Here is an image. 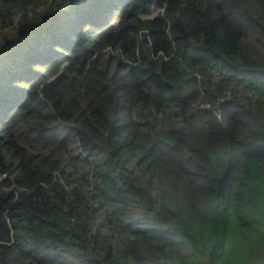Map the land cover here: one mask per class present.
Wrapping results in <instances>:
<instances>
[{
	"label": "trees",
	"instance_id": "obj_1",
	"mask_svg": "<svg viewBox=\"0 0 264 264\" xmlns=\"http://www.w3.org/2000/svg\"><path fill=\"white\" fill-rule=\"evenodd\" d=\"M0 264H264V0H0Z\"/></svg>",
	"mask_w": 264,
	"mask_h": 264
}]
</instances>
